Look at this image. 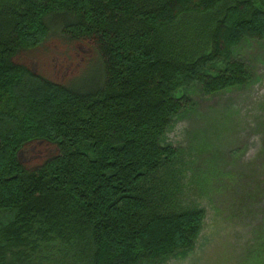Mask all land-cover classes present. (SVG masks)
I'll return each mask as SVG.
<instances>
[{
	"label": "trees",
	"instance_id": "1",
	"mask_svg": "<svg viewBox=\"0 0 264 264\" xmlns=\"http://www.w3.org/2000/svg\"><path fill=\"white\" fill-rule=\"evenodd\" d=\"M53 30L94 44L74 88L13 62ZM262 38L264 0H0V264L191 251L204 211L178 205L181 151L163 138L193 85L209 96L250 80L232 52ZM37 139L57 154L28 171L18 152Z\"/></svg>",
	"mask_w": 264,
	"mask_h": 264
},
{
	"label": "rangeland",
	"instance_id": "2",
	"mask_svg": "<svg viewBox=\"0 0 264 264\" xmlns=\"http://www.w3.org/2000/svg\"><path fill=\"white\" fill-rule=\"evenodd\" d=\"M96 57L91 39L53 30L13 62L74 88L92 77ZM232 59L246 63L250 80L209 96L193 85L185 93L192 107L165 132L163 143L181 151L178 205L201 208L204 218L192 250L158 264H264V38L244 40ZM56 154L55 144L37 139L18 161L32 171Z\"/></svg>",
	"mask_w": 264,
	"mask_h": 264
}]
</instances>
